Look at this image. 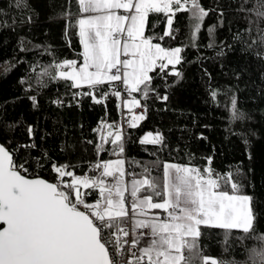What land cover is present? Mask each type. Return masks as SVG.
I'll list each match as a JSON object with an SVG mask.
<instances>
[{
	"label": "trees",
	"instance_id": "16d2710c",
	"mask_svg": "<svg viewBox=\"0 0 264 264\" xmlns=\"http://www.w3.org/2000/svg\"><path fill=\"white\" fill-rule=\"evenodd\" d=\"M200 2L209 15L195 42L189 13H176L175 39L164 36L163 13L149 15L145 35L163 37L153 41L162 47H181L183 59L175 66L180 76L169 74L171 65L150 73L154 91L145 99L128 91L117 98L112 94L120 91L115 82L95 89L73 88L69 81L41 75L45 68L54 72L53 65L65 59L82 61L78 27L72 26L78 0H26L24 7H16L15 0H0V143L27 169L25 176L54 183L59 178L53 165L93 176L98 174L92 171L98 161L117 158L125 160L127 179L143 178L146 168L152 177L161 178L164 163L231 172L244 185V193L253 197L254 233L232 230L226 238L225 230L204 229L200 246L205 255L224 264H252L249 249L257 246L256 235L264 234V46L256 25L249 23L256 17L239 11L244 0ZM253 2L248 0L244 7L252 8ZM88 92L92 95L83 94ZM164 95L166 101L160 99ZM126 96L147 106L146 112L141 107L145 118L135 128L129 127L121 106ZM233 96L244 114L239 119L232 116ZM93 97L102 98V103ZM122 118L128 119L123 131ZM102 123L117 125L123 132L122 155L113 154L110 143L97 151L101 135L108 132ZM146 133L161 134L163 144H141ZM63 180L71 182L68 176ZM82 191L89 193V203L98 198L97 191Z\"/></svg>",
	"mask_w": 264,
	"mask_h": 264
},
{
	"label": "snow or ice",
	"instance_id": "6c2138e0",
	"mask_svg": "<svg viewBox=\"0 0 264 264\" xmlns=\"http://www.w3.org/2000/svg\"><path fill=\"white\" fill-rule=\"evenodd\" d=\"M244 4L239 11L256 17L249 23L256 25L259 43L264 46V28L260 27L264 0H254L250 9ZM15 5L24 7L26 0H15ZM78 7L77 15L86 14L72 25L78 27L82 63L65 59L53 65L54 72L45 68L41 75L71 81L73 88L87 85L95 89L120 81L129 94L140 93L145 99L154 91L150 73L172 65L169 74L180 76L175 66L183 59L181 47L165 48L153 43L163 37L145 35L149 15L163 13L167 18L164 36L175 39L176 13H189L193 42L209 15L200 0H78ZM208 31L212 34L214 29ZM112 94L121 97L120 91ZM102 98L93 97L98 104ZM160 99L166 101L168 96ZM124 106L129 112L136 107L147 111L135 97ZM231 110L234 119L244 115L235 96ZM144 118V113L133 115L129 127H137ZM105 127L108 132L101 135L97 151H104V144L110 143L113 154L122 155L123 132L114 124L102 123L101 128ZM163 140L159 133H148L140 143L162 145ZM124 165L121 158L98 161L92 168L98 174L93 176L75 175L67 165H53L59 178L54 183L26 177L23 172L27 169L0 146V264H123L126 254L127 264H224L202 251L204 229L225 230L226 238L232 230L254 233L253 197L244 193V185L233 173L164 163L161 178L152 177L146 168L143 178L134 177L129 187ZM65 176L71 178L70 183L64 182ZM82 189L98 192L94 203L85 199L89 193ZM126 193L131 197L130 206ZM152 210L166 215L152 214ZM255 238L258 244L249 249V258L252 264H264V234Z\"/></svg>",
	"mask_w": 264,
	"mask_h": 264
},
{
	"label": "rangeland",
	"instance_id": "374dc122",
	"mask_svg": "<svg viewBox=\"0 0 264 264\" xmlns=\"http://www.w3.org/2000/svg\"><path fill=\"white\" fill-rule=\"evenodd\" d=\"M165 30H167V23H166V28H165ZM172 66V65H171ZM129 100H132V98L130 97V96H126L125 98H123L122 99V101H121V106L124 108V113H125V115H126V117L128 118L129 117V120H131V118H132V116H133V112H134V109H132V111L131 112H129V110H128V108L127 107H125L124 105H125V101H129ZM137 114V113H136ZM138 115H140V114H138ZM148 133H146L145 135H147ZM153 134V133H152ZM144 135V136H145ZM153 135H155V134H153ZM143 136V137H144ZM143 139V138H142ZM118 159V158H117ZM112 160H116V159H112ZM109 179H110V177H108V178H106V180H108L109 181ZM124 179H125V182L128 184V186L130 187V185H131V181H132V179H127L126 177H124ZM139 179H141V178H139ZM130 196V195H129ZM130 201H131V197H130ZM129 206H130V203H129ZM143 243V242H142Z\"/></svg>",
	"mask_w": 264,
	"mask_h": 264
},
{
	"label": "built area",
	"instance_id": "2783aa9c",
	"mask_svg": "<svg viewBox=\"0 0 264 264\" xmlns=\"http://www.w3.org/2000/svg\"><path fill=\"white\" fill-rule=\"evenodd\" d=\"M115 84L119 87V90H120V92L122 93V92H124V91H126L125 90V87L122 85V82H120V81H117V82H115ZM137 111H139V112H142L143 110L142 109H139V110H137ZM122 126H121V129H122V131L124 130L123 128H124V123H127L128 122V119L127 118H122ZM58 182V181H57ZM126 197H127V199H128V201H129V203H130V196H129V194L128 193H126ZM166 214H162L161 216H165ZM127 227L130 229L131 228V224L130 223H128L127 224ZM141 231H147V230H141ZM129 239H131V237H129ZM127 259H128V257H127V254L125 255V257H124V261H123V264H127Z\"/></svg>",
	"mask_w": 264,
	"mask_h": 264
},
{
	"label": "crops",
	"instance_id": "0c3cea01",
	"mask_svg": "<svg viewBox=\"0 0 264 264\" xmlns=\"http://www.w3.org/2000/svg\"><path fill=\"white\" fill-rule=\"evenodd\" d=\"M118 11V14H123L122 13V10H117ZM83 15H86V14H80V15H78L77 16V19L78 18H81V16H83ZM82 45H81V52H82ZM123 58V57H122ZM81 63H82V61H81ZM70 83H71V81H69ZM115 82H117V81H115ZM111 83H113V82H111ZM111 83H105V84H111ZM123 85V84H122ZM81 87H88L87 85H83V86H81ZM80 87V88H81ZM129 93V92H128ZM134 109V112H133V115H138V114H142L143 113V111L142 112H136V110H139V109H142L141 107H136V108H133ZM137 113V114H136ZM130 122V121H129ZM112 181V178L110 177V179H109V182H111ZM164 214V213H163Z\"/></svg>",
	"mask_w": 264,
	"mask_h": 264
},
{
	"label": "water",
	"instance_id": "95a60500",
	"mask_svg": "<svg viewBox=\"0 0 264 264\" xmlns=\"http://www.w3.org/2000/svg\"><path fill=\"white\" fill-rule=\"evenodd\" d=\"M0 146H3V145H1V143H0ZM27 177V176H26ZM28 178H30V177H28ZM33 178H36V177H33ZM38 178H40V177H38ZM47 181V180H46ZM49 182V181H48ZM1 227H3L2 225H0Z\"/></svg>",
	"mask_w": 264,
	"mask_h": 264
}]
</instances>
